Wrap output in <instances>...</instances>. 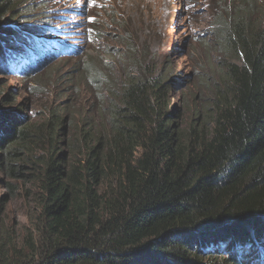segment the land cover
Listing matches in <instances>:
<instances>
[{
  "label": "trees",
  "instance_id": "1",
  "mask_svg": "<svg viewBox=\"0 0 264 264\" xmlns=\"http://www.w3.org/2000/svg\"><path fill=\"white\" fill-rule=\"evenodd\" d=\"M21 7L33 4L0 0L5 76L11 49L25 47L1 18ZM208 9L211 56L177 105L168 60L159 71L123 36L120 79L107 65L81 74L107 105L100 115L2 118L0 207L18 206L27 232L0 231V264H264V0Z\"/></svg>",
  "mask_w": 264,
  "mask_h": 264
},
{
  "label": "rangeland",
  "instance_id": "2",
  "mask_svg": "<svg viewBox=\"0 0 264 264\" xmlns=\"http://www.w3.org/2000/svg\"><path fill=\"white\" fill-rule=\"evenodd\" d=\"M29 2L33 4L31 9L21 7L11 14L13 17L5 15L1 18L4 22L1 26L6 28L9 24L15 23L19 29H36L38 24H42L43 27L45 23H50L64 40L77 46L78 51L71 57L57 58L54 63H50L51 66H44V69L40 70L43 72L28 76L0 74V140H3L6 131L10 132L9 121L7 118L3 121L2 118L7 116L13 118L19 114L17 112L19 110L26 112L23 117L14 116L19 122L43 121L46 120L48 113L56 111L61 114L64 108L75 113L71 117L72 120L77 119L76 114L79 113L86 112L93 117L96 114L100 115L103 104L98 100L93 88L85 83L81 74L88 69L86 68L88 65L99 71L107 65L106 73L116 80L120 79L122 73L120 65H123L125 58L120 56L126 53V45L122 43L123 36H128L131 47L134 44L137 51L147 55V59L155 58L159 71L168 60L167 65L173 76L182 80L176 87L171 105L178 104L180 95L192 93L188 90V82L195 75V66L199 65L201 69L211 56V51L205 46L207 44L210 46L211 43L206 37L210 21L208 5L217 4L218 0H29ZM109 51L117 54L115 58L108 53ZM118 59L122 61L119 62ZM196 84L195 81L194 87ZM103 106L104 109L107 107ZM69 129L66 123L65 131L68 132ZM62 137L64 138V135ZM18 184L25 189L29 188L23 181ZM2 193L3 189H0V195ZM13 202L14 205L18 204ZM5 209V206H1L0 212ZM3 216L5 222L0 231L13 228L19 234L17 238L20 240L27 232L21 210L18 206L12 207L11 210L4 212ZM222 232L216 230L214 235L211 232L205 234L218 236ZM205 242L203 241V245Z\"/></svg>",
  "mask_w": 264,
  "mask_h": 264
},
{
  "label": "bare ground",
  "instance_id": "3",
  "mask_svg": "<svg viewBox=\"0 0 264 264\" xmlns=\"http://www.w3.org/2000/svg\"><path fill=\"white\" fill-rule=\"evenodd\" d=\"M14 27H18L17 24L11 23ZM40 26V29L42 30H36V29H23V37H22V45L25 47L26 45L33 46V42L35 40L44 41L46 39V31L45 26L42 27V24H38ZM20 28V27H19ZM19 36V35H18ZM29 38H35V40L27 41ZM41 50V49H40ZM24 71V70H23Z\"/></svg>",
  "mask_w": 264,
  "mask_h": 264
},
{
  "label": "clouds",
  "instance_id": "4",
  "mask_svg": "<svg viewBox=\"0 0 264 264\" xmlns=\"http://www.w3.org/2000/svg\"><path fill=\"white\" fill-rule=\"evenodd\" d=\"M48 24H50V23H45V25H48ZM36 67H38V65L36 66V65H33V66H31V70H33V69H35ZM30 69H28L27 71H25V72H23L22 74H28V72L29 73H31V72H35L36 70H33V71H31ZM31 71V72H30ZM30 75V74H29ZM28 76V75H27Z\"/></svg>",
  "mask_w": 264,
  "mask_h": 264
}]
</instances>
